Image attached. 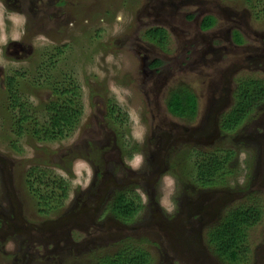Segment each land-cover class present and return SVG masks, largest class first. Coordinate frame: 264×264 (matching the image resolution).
Instances as JSON below:
<instances>
[{"label": "rangeland", "instance_id": "rangeland-1", "mask_svg": "<svg viewBox=\"0 0 264 264\" xmlns=\"http://www.w3.org/2000/svg\"><path fill=\"white\" fill-rule=\"evenodd\" d=\"M0 3L9 36L0 45V264H90L124 239L139 241L148 264H264V0ZM205 16L215 22L202 30ZM151 27L166 32L164 46L143 38ZM16 31L21 45L11 39ZM19 47L23 54L15 53ZM9 77L25 114L39 123L51 86L66 93L73 85L81 98L79 123L60 141L34 140L28 122L16 137L20 115L10 108ZM182 90L195 99L191 119L165 109L169 94ZM253 103L225 130L221 117L234 109L241 116V104ZM103 105L114 120L106 119ZM136 113L148 129L143 144L131 138ZM137 152L145 164L134 172L126 160ZM210 154L229 155L227 162L218 159L229 173L214 187H201L195 165ZM164 174L177 181L174 215L158 204ZM120 189L134 190L141 204L127 225L105 211ZM242 205L253 216L259 208L260 216L240 258L223 262L207 249L205 232Z\"/></svg>", "mask_w": 264, "mask_h": 264}, {"label": "trees", "instance_id": "trees-1", "mask_svg": "<svg viewBox=\"0 0 264 264\" xmlns=\"http://www.w3.org/2000/svg\"><path fill=\"white\" fill-rule=\"evenodd\" d=\"M214 18L211 16H205L200 21V29L207 30L214 25ZM234 40L236 43L240 42V39L237 33L234 32ZM143 38L149 42H152L157 47L164 46L166 43V32L159 27H151L144 31ZM13 78L9 77L8 85L11 92L10 96V108L16 109L23 106L21 104L20 98L16 95L15 90H13ZM54 97L56 99L52 105H49L46 108L48 111V118L46 121L39 123L32 117V119L26 118L24 113H21L19 117V122L17 123V131L15 132L17 137L22 135L23 124L25 122L31 121V126L33 130L31 131L32 137L34 140L51 142V141H60L64 139L67 132L76 124V118L80 115V112H69V109H63L64 106L61 104V99L66 100L64 94L59 91V88L56 86H51ZM61 90V88H60ZM245 92V91H244ZM62 95V96H61ZM195 99L193 96H186V91L182 90L175 93H170L166 99L165 105L167 111L175 117H186L188 119L193 118L192 116L195 113ZM242 100V99H241ZM245 103V102H244ZM255 103V102H254ZM245 105L241 104L240 113L236 114L238 109H234L226 114L224 117H221V120L224 121V125L227 123V127L224 126L225 130L231 129V126L237 125L238 121L240 122L244 117L245 113H249V110L254 105ZM238 112V111H237ZM112 116V109L109 110V117L114 120ZM240 116V117H239ZM108 117V118H109ZM242 117V118H241ZM27 129L25 128V131ZM229 155H225V158H217L216 155L210 154L205 156L202 163L195 165V173L197 178V184L201 187H214L216 185L218 178H223L228 175V171L219 161L229 160ZM44 163V162H42ZM65 196V194H64ZM252 204V203H251ZM257 207L253 203L254 208ZM141 209V204L139 199L131 192L130 190H116L108 203L105 205V211L111 216L114 220L118 221L121 224L127 225L131 223L134 217L138 214ZM256 215L253 216L251 213V208L246 207V205L233 208L222 215L215 224H213L205 232V245L207 249L219 260L226 261L229 263L234 262L236 259L240 258L243 252L246 249L247 241V231L248 228L258 220L260 216L259 208L256 210ZM128 239L118 241L117 248L109 254H102L97 256L90 264H148L149 258L147 254L141 250L139 247V241L136 242H125Z\"/></svg>", "mask_w": 264, "mask_h": 264}, {"label": "clouds", "instance_id": "clouds-1", "mask_svg": "<svg viewBox=\"0 0 264 264\" xmlns=\"http://www.w3.org/2000/svg\"><path fill=\"white\" fill-rule=\"evenodd\" d=\"M6 9L3 3H0V45L7 44L9 36L7 32L4 30V20H5ZM18 17L19 23H24L26 18L20 14H13ZM22 38V32L16 31L11 35V39L15 41H19ZM44 39V37H40ZM126 91V90H125ZM139 129L137 131L136 129ZM148 134V129L145 125H143L141 117L139 113L135 114L133 120V131L131 133V138L139 144H143L145 138ZM243 153H241V158H243ZM127 166L134 172H139L144 164H145V156L142 152L134 153L130 159L126 160ZM80 168L86 167L84 163L79 165ZM88 167V176L89 178L92 175V169L90 166ZM246 182V179L242 176L239 178L238 183L243 185ZM83 187H87V183L83 184ZM136 191L140 194L144 204L148 203V196L142 190V188H137ZM178 196V188L177 181L174 176L169 174H164L160 178V187H159V199L158 204L162 211L168 215H174L178 211V203L176 197Z\"/></svg>", "mask_w": 264, "mask_h": 264}, {"label": "flooded vegetation", "instance_id": "flooded-vegetation-1", "mask_svg": "<svg viewBox=\"0 0 264 264\" xmlns=\"http://www.w3.org/2000/svg\"><path fill=\"white\" fill-rule=\"evenodd\" d=\"M11 43H13V45L15 44V43H17V42H11ZM19 45H21V42L19 41ZM23 51L24 50H22L20 47L19 48H17V49H15V53H17V52H19L20 54H23ZM29 51V50H28ZM13 79V82H14V77H12ZM70 87H71V89H72V91L70 92V90L69 91H67V89L68 88H66V95L64 94V92L62 91V93L64 94V97L66 98V100L65 99H63V97H62V99H61V104H62V106H64L63 107V109H69V112H71V110H72V115H73V112L74 111H77L78 113L80 112V115L79 116H77V120H76V124L77 123H79V121H80V118H81V102H80V100H81V98H80V96H79V93H78V91H77V89L72 85H70ZM69 87V88H70ZM15 88V89H14ZM13 88V90H15V93H16V95L18 96L19 94H18V89L19 88H17V87H14ZM62 90V89H61ZM51 92H53L52 90H51ZM103 94H105V93H103ZM62 96V95H61ZM19 98H20V96H18ZM105 97V96H104ZM106 97H107V95H106ZM52 99H49L47 102H45L44 104H43V107H44V110H45V121L47 120V118H48V113H47V109L46 108H48V106L49 105H52L55 101V99H56V97H54V95L52 94V97H51ZM109 100V99H108ZM19 102H21V100L19 101ZM107 102V101H106ZM166 102V101H165ZM21 104L23 105L22 107H21V110H20V107H18V108H16L17 110H18V114L20 115L21 113H24V115H25V117L26 118H31L32 119V117L34 118V116L33 115H31V116H28L27 114H25L26 113V111L24 110L25 108H24V104L21 102ZM103 107H104V110H103V112H104V115H105V117H106V119H107V117H109V110H111L112 108L111 107H109L108 108V105H103ZM165 109H166V105H165ZM20 111H21V113H20ZM25 111V112H24ZM166 111H167V109H166ZM167 113L170 115V116H172V117H175V116H173V115H171L168 111H167ZM19 117H21V116H19ZM18 117V119H17V121H16V124L19 122V118ZM26 123L27 122H25L23 125H26ZM29 124L31 123V121H29L28 122ZM22 125V126H23ZM31 125V124H30ZM73 129V128H72ZM71 129V130H72ZM15 131V130H14ZM17 131V130H16ZM23 133V132H22ZM14 134H16V133H14ZM16 136V135H15ZM112 136H113V144H115V146H116V138H115V135H114V132L112 131ZM17 137V136H16ZM119 143V144H118ZM117 144H118V149L119 150H121V149H124V145H126V144H124V145H122L121 144V142H118ZM131 192H133V194L134 195H136V192L134 191V190H130ZM136 197L138 198V196L136 195ZM139 199V198H138ZM255 204V203H254ZM118 222V221H117ZM213 224H215V223H212V224H210L209 226H208V229L213 225ZM207 229V230H208ZM181 241L182 242H187L186 244H184V245H187L188 244V240H187V238H184L183 237V235H182V238H181Z\"/></svg>", "mask_w": 264, "mask_h": 264}]
</instances>
